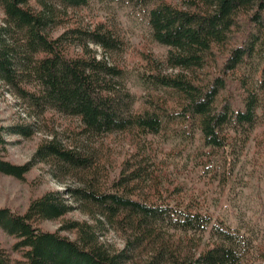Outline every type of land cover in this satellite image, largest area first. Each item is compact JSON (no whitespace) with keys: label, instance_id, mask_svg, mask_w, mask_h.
Here are the masks:
<instances>
[{"label":"trees","instance_id":"16d2710c","mask_svg":"<svg viewBox=\"0 0 264 264\" xmlns=\"http://www.w3.org/2000/svg\"><path fill=\"white\" fill-rule=\"evenodd\" d=\"M31 1L0 0V81L36 116L77 119V135L88 140L129 136L135 150L112 176L109 159L52 137L31 162L15 165L4 158L5 136L28 135L31 127H0L1 174L22 180L46 163L57 178L81 182L45 192L24 213L0 208V228L19 256L9 264H129V249L147 251L145 264H264V247L253 251L246 235L162 188L160 165L142 142L165 135L189 146L198 133L205 147L237 157L264 125V0H95L145 10L152 38L168 48L164 63L146 58L140 77L148 97L138 108L122 83L125 69L107 58L123 47L120 35L105 22L89 28L67 16L92 0H39L38 10ZM75 204L94 219L64 223L75 239L40 227ZM106 225L128 234L126 249L101 241Z\"/></svg>","mask_w":264,"mask_h":264},{"label":"rangeland","instance_id":"374dc122","mask_svg":"<svg viewBox=\"0 0 264 264\" xmlns=\"http://www.w3.org/2000/svg\"><path fill=\"white\" fill-rule=\"evenodd\" d=\"M51 3V0H44ZM31 5L40 9L39 0H32ZM55 7V5H54ZM56 9L57 5H56ZM67 16L83 27H94L105 22L123 39V47L117 52L107 53V58L125 69L122 83L135 100V108L142 106L148 91L141 82V73L149 57L164 63L168 48L158 43L151 36L147 12L119 1H95L88 5L66 10ZM5 14L0 8V24ZM63 28L57 27L53 35H58ZM97 49L96 46H92ZM103 56L102 49H97ZM0 127H31L28 135L8 134L5 160L15 165H26L32 161L39 145L52 137H57L65 145H75L85 152L99 154L109 159L112 164V176L119 170L124 159L135 150L130 137L122 134L107 135L100 139L88 140L77 135V119L61 116L49 111L36 116L0 81ZM264 125H257L237 157L230 152L215 151L204 146L200 134H196L193 143L175 144L167 136L143 138L163 175L162 188L177 191V196L184 201L193 200L201 211L208 212L214 218L221 219L227 226L240 231L253 242V251L264 247V143L262 134ZM261 141V142H260ZM165 159V160H163ZM234 159V160H233ZM164 161V162H163ZM163 165V166H161ZM52 168L46 163L35 166L19 180L0 173V208L24 213L31 200L48 191H66L78 187L81 182L75 176L57 178ZM70 221H88L94 219L84 208L75 204V210L65 217L53 221H44L40 227L50 232H60L62 236L75 239L72 231L61 230L64 223ZM101 241L113 251L119 252L128 247V234L110 225L101 231ZM173 233V232H172ZM182 237L181 233L173 236L174 242ZM208 234L203 241H208ZM16 240L0 228V254L5 264L18 254L12 250ZM132 254L129 264H145L150 259L147 251L128 250Z\"/></svg>","mask_w":264,"mask_h":264}]
</instances>
